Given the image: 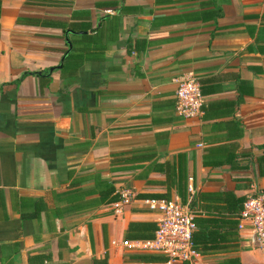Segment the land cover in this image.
Segmentation results:
<instances>
[{"label": "crops", "instance_id": "0c3cea01", "mask_svg": "<svg viewBox=\"0 0 264 264\" xmlns=\"http://www.w3.org/2000/svg\"><path fill=\"white\" fill-rule=\"evenodd\" d=\"M192 74L203 113L184 117ZM100 180L133 191L121 214L92 206ZM189 187L195 217L264 189V0H0V264H264L239 228L192 263L129 259L159 254L120 244L156 222L146 201Z\"/></svg>", "mask_w": 264, "mask_h": 264}, {"label": "built area", "instance_id": "2783aa9c", "mask_svg": "<svg viewBox=\"0 0 264 264\" xmlns=\"http://www.w3.org/2000/svg\"><path fill=\"white\" fill-rule=\"evenodd\" d=\"M176 109L184 117H195L203 113V95L200 82L195 75H189L177 82ZM183 202L178 199H149L148 207L158 213L156 230L151 239L122 240L121 246L128 251L159 253L167 256V263H192L200 253L192 246V231L195 229V213L191 207L194 189ZM120 198L111 203L115 215L122 213L124 206L135 198L133 191L124 188ZM239 229L249 232L250 245L264 258V189L246 196L240 214ZM115 243V242H114Z\"/></svg>", "mask_w": 264, "mask_h": 264}, {"label": "trees", "instance_id": "16d2710c", "mask_svg": "<svg viewBox=\"0 0 264 264\" xmlns=\"http://www.w3.org/2000/svg\"><path fill=\"white\" fill-rule=\"evenodd\" d=\"M99 27L92 29L91 34L87 36H96ZM70 37H66L68 48L66 53V60L75 57L80 61L81 47L78 43L81 37L86 36L84 31L80 29H69ZM76 41V43H75ZM131 45H129L130 47ZM27 74H34L33 72H25L22 77ZM97 196L92 200L93 207L103 204H111L120 198V193L111 181L100 180L95 187ZM218 198L225 202V208L228 214L226 216L220 214H206L204 216H196V227L192 231V246L200 254H206L217 249H220L227 244L235 243L238 240L237 228L239 226L240 214L243 208V203L246 197L234 196L231 192H224L217 195ZM165 199V198H164ZM198 195L194 196L191 201L193 208ZM219 212L216 207L213 208ZM156 222L154 221H130L126 227L124 238L126 240L136 239H151L154 237L156 230ZM130 260L140 261L144 263H162L168 260L164 255L159 254H145L132 253L128 255ZM39 256L34 255L31 259L37 261ZM108 256L104 255L100 258H92V264H107ZM33 261V260H32ZM227 263L239 264L238 258L228 259ZM31 264V262H30Z\"/></svg>", "mask_w": 264, "mask_h": 264}]
</instances>
